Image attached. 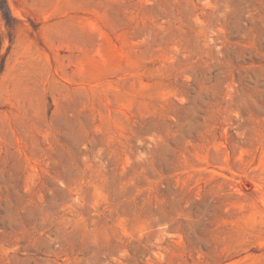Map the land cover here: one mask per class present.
Listing matches in <instances>:
<instances>
[{
    "label": "rangeland",
    "instance_id": "obj_1",
    "mask_svg": "<svg viewBox=\"0 0 264 264\" xmlns=\"http://www.w3.org/2000/svg\"><path fill=\"white\" fill-rule=\"evenodd\" d=\"M0 264H264V0H0Z\"/></svg>",
    "mask_w": 264,
    "mask_h": 264
}]
</instances>
